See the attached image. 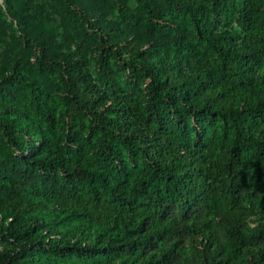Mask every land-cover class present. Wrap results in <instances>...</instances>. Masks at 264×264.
<instances>
[{"label":"trees","instance_id":"16d2710c","mask_svg":"<svg viewBox=\"0 0 264 264\" xmlns=\"http://www.w3.org/2000/svg\"><path fill=\"white\" fill-rule=\"evenodd\" d=\"M0 264H264V0H0Z\"/></svg>","mask_w":264,"mask_h":264}]
</instances>
